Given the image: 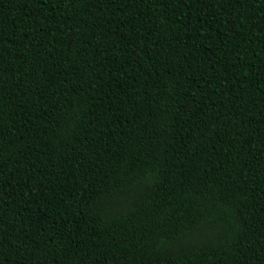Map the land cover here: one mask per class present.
I'll list each match as a JSON object with an SVG mask.
<instances>
[{"label": "trees", "instance_id": "1", "mask_svg": "<svg viewBox=\"0 0 264 264\" xmlns=\"http://www.w3.org/2000/svg\"><path fill=\"white\" fill-rule=\"evenodd\" d=\"M0 264H264V0H0Z\"/></svg>", "mask_w": 264, "mask_h": 264}]
</instances>
